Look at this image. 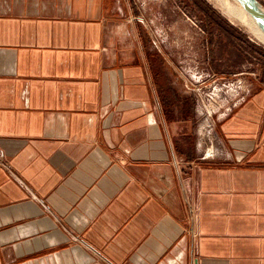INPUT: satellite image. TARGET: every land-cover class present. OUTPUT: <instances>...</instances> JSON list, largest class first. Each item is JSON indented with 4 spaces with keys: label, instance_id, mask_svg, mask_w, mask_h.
<instances>
[{
    "label": "crops",
    "instance_id": "crops-1",
    "mask_svg": "<svg viewBox=\"0 0 264 264\" xmlns=\"http://www.w3.org/2000/svg\"><path fill=\"white\" fill-rule=\"evenodd\" d=\"M142 1L0 0V264H264V83L204 128Z\"/></svg>",
    "mask_w": 264,
    "mask_h": 264
},
{
    "label": "rangeland",
    "instance_id": "rangeland-1",
    "mask_svg": "<svg viewBox=\"0 0 264 264\" xmlns=\"http://www.w3.org/2000/svg\"><path fill=\"white\" fill-rule=\"evenodd\" d=\"M256 1L264 6V0ZM137 3L143 11V1L137 0ZM150 6H146L144 13L156 23L157 29H165L168 33L173 62L180 70L188 69V78L192 82L198 76L196 72L206 73L207 69H213L217 74L214 84L238 79L246 83L252 80L264 83V43L244 26L232 22L212 0H152ZM213 53L216 55L214 60ZM209 82L204 85L205 91ZM200 102L206 128L213 122L207 110L211 112L213 108ZM216 117L214 115V119Z\"/></svg>",
    "mask_w": 264,
    "mask_h": 264
},
{
    "label": "built area",
    "instance_id": "built-area-1",
    "mask_svg": "<svg viewBox=\"0 0 264 264\" xmlns=\"http://www.w3.org/2000/svg\"><path fill=\"white\" fill-rule=\"evenodd\" d=\"M198 75L195 79L193 76L194 86L201 90L199 92V98L203 105H211L213 112L211 116L216 115L217 118L225 117L233 108L242 104L248 93L251 91V84L246 83L242 79L223 82L221 84H214L210 80L215 76L210 73L196 72ZM204 75L206 76L204 80ZM207 91L202 88L207 82H209ZM200 88V89H199ZM205 109V108H204ZM3 158V152L0 149V160Z\"/></svg>",
    "mask_w": 264,
    "mask_h": 264
},
{
    "label": "bare ground",
    "instance_id": "bare-ground-1",
    "mask_svg": "<svg viewBox=\"0 0 264 264\" xmlns=\"http://www.w3.org/2000/svg\"><path fill=\"white\" fill-rule=\"evenodd\" d=\"M212 1L218 8H220L225 13V15L229 17V19L232 20V22L239 23L240 25L244 26L252 34L253 37L264 43V28L255 18H253L249 13H247V11L243 8L239 0ZM251 2L253 5H255L257 8L264 12V6L261 3L256 0H251ZM207 111L208 115L211 117L213 110L211 112L210 109ZM210 154H212V151L210 152Z\"/></svg>",
    "mask_w": 264,
    "mask_h": 264
},
{
    "label": "water",
    "instance_id": "water-1",
    "mask_svg": "<svg viewBox=\"0 0 264 264\" xmlns=\"http://www.w3.org/2000/svg\"><path fill=\"white\" fill-rule=\"evenodd\" d=\"M243 8L264 28V12L252 4L251 0H239Z\"/></svg>",
    "mask_w": 264,
    "mask_h": 264
}]
</instances>
